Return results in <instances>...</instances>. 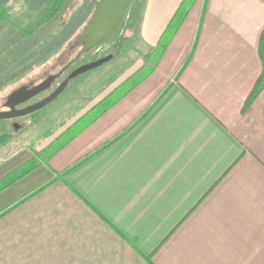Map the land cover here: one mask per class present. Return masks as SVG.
I'll return each mask as SVG.
<instances>
[{
  "label": "crops",
  "instance_id": "crops-1",
  "mask_svg": "<svg viewBox=\"0 0 264 264\" xmlns=\"http://www.w3.org/2000/svg\"><path fill=\"white\" fill-rule=\"evenodd\" d=\"M183 2L143 0L74 132L0 191V264H264V0H192L160 48Z\"/></svg>",
  "mask_w": 264,
  "mask_h": 264
},
{
  "label": "rangeland",
  "instance_id": "rangeland-1",
  "mask_svg": "<svg viewBox=\"0 0 264 264\" xmlns=\"http://www.w3.org/2000/svg\"><path fill=\"white\" fill-rule=\"evenodd\" d=\"M26 1L10 0L8 6L14 18L28 23L31 18L24 17L29 10ZM98 1L67 0L63 10L32 37H25L7 20H0V109L5 108L6 98L23 85L37 84L51 74L62 72L63 76L53 83L51 90L37 97L40 99L57 88L64 77L80 65L109 54L116 59L129 49L130 42L126 40L133 32L131 20L137 0H131L119 26L99 46L83 53L80 52L82 45L72 47L88 21L82 27L74 28L76 14L81 11L82 19L83 13ZM66 34L71 37L64 47L48 55V51ZM43 56L47 58L42 61ZM112 64L116 66L117 61ZM102 70L100 66L72 79L56 100L34 114L0 121V162L14 153H19L21 158L32 154L36 160L42 159L67 140L75 127L60 133L61 126L68 124L78 113L82 96L100 93L101 87L106 85L108 80ZM14 122H18L19 127L12 128Z\"/></svg>",
  "mask_w": 264,
  "mask_h": 264
},
{
  "label": "water",
  "instance_id": "water-1",
  "mask_svg": "<svg viewBox=\"0 0 264 264\" xmlns=\"http://www.w3.org/2000/svg\"><path fill=\"white\" fill-rule=\"evenodd\" d=\"M130 2L131 0H99L96 3V9L92 17L84 27L79 38L74 41L72 47L82 45L80 52L83 53L99 46L119 26ZM142 4L143 0H137L132 14V26L136 25ZM113 58L114 55L109 54L80 65L72 70L67 78L51 94L21 109H18L17 106L26 103L40 93L50 89L59 74L50 75L31 88L26 85L19 87L6 98L5 107L9 108V110L0 111V121L28 116L41 110L56 100L72 79L110 62Z\"/></svg>",
  "mask_w": 264,
  "mask_h": 264
},
{
  "label": "trees",
  "instance_id": "trees-1",
  "mask_svg": "<svg viewBox=\"0 0 264 264\" xmlns=\"http://www.w3.org/2000/svg\"><path fill=\"white\" fill-rule=\"evenodd\" d=\"M9 1L10 0H0V20H7L14 27H17L25 37H32L39 28L47 24L63 10L64 4L67 0H27L26 3L28 5L29 10L27 11V13L24 14V17L31 18L30 19L31 21L28 23H25L23 20L13 17V15L10 13L11 10L8 6ZM191 1L192 0H184V2L177 10L167 30L164 32L160 40V48L165 46L168 39L176 31L179 23L188 12ZM95 9H96V4L91 6L85 13H83L84 15L82 19L80 17L82 16L81 11H78L80 14L79 13L76 14L75 24H73V27L74 28L82 27L87 20L88 23L90 20L89 18L92 17L91 15H93ZM80 10H82V8ZM70 37L71 35L68 34H66V36L64 35L60 40H58L59 42L55 44L54 48L48 51V55L51 52L54 53L55 51L58 50L60 51L64 47L65 43L70 39ZM126 41H130V39H127ZM260 54L264 63V32L262 33L261 36ZM42 58L43 61L44 58H47V56H43ZM137 79H138L137 76L132 77L130 79L131 85H133L137 81ZM263 86H264V73L262 79L258 81L256 87L254 88L250 97L248 98L247 101L248 104L255 98V96L259 93V91ZM37 165H38V161L36 160V158H32L27 162H25L24 164L17 167L12 172L0 178V191L5 189L9 185L15 183L16 181H18L24 175L35 169Z\"/></svg>",
  "mask_w": 264,
  "mask_h": 264
},
{
  "label": "flooded vegetation",
  "instance_id": "flooded-vegetation-1",
  "mask_svg": "<svg viewBox=\"0 0 264 264\" xmlns=\"http://www.w3.org/2000/svg\"><path fill=\"white\" fill-rule=\"evenodd\" d=\"M57 74H59V76L55 79L54 82H56L59 78H61V77L63 76V73H62V72H61V73H57ZM51 75H53V74H51ZM49 76H50V75H49ZM67 76H68V75H66V76L64 77L63 81L67 78ZM47 77H48V76H47ZM47 77H46V78H47ZM42 81H43V80H42ZM42 81H41V82H42ZM63 81H62V82H63ZM54 82H53V83H54ZM39 83H40V82H39ZM37 84H38V83H37ZM34 85H36V84L31 83V85H26V86H28L29 88H31V87H33ZM59 85H60V84H59ZM52 87H53V84H52ZM52 87H51V88H52ZM51 88L48 89V90H46V91H44V92H42V93H40L39 95H37V96L34 97L33 99L27 101L26 103L17 106V108H18V109H21V108H24V107H26V106H28V105H32V104H34V103H36V102L42 100L43 98H45L46 96H48L49 94H51L56 88H55L54 90H52L48 95H46V96H44V97H42V98H40V99H37V97L42 96V94H44V93H46V92H49V91L51 90ZM4 107H5V103H4ZM4 110H9V108L5 107L4 109H0V111H4ZM33 114H34V113H33ZM31 115H32V114H31ZM19 118H21V117H19ZM19 118H14V119H19ZM14 119H8V120H14ZM19 125H20V124H19L18 122H14L12 128H17V127H19Z\"/></svg>",
  "mask_w": 264,
  "mask_h": 264
}]
</instances>
